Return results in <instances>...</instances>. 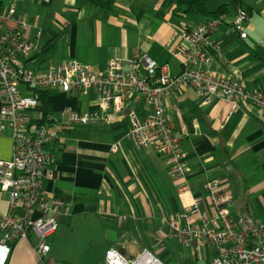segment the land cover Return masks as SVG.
Returning <instances> with one entry per match:
<instances>
[{"label": "crops", "instance_id": "0c3cea01", "mask_svg": "<svg viewBox=\"0 0 264 264\" xmlns=\"http://www.w3.org/2000/svg\"><path fill=\"white\" fill-rule=\"evenodd\" d=\"M11 1L2 0L0 9ZM100 1L109 4L100 7L93 0L22 2L20 13L31 22L38 19L37 28L31 26L27 38L37 41L41 50L27 66L42 74L75 61L103 73L111 59L140 53L159 65H168L178 75L185 64L183 34L208 20L184 14L169 5V0ZM231 1L214 0L206 8L212 13ZM241 9L249 14L247 38L231 31L237 12L223 16L225 23L213 36L220 49L214 53L210 70L250 92L264 94V0H242ZM46 45L49 54L36 57ZM46 92L59 138L44 147L57 160L54 176L45 180L44 190L64 201L54 213L58 230L49 239L54 260L106 264L108 252L116 251L129 264H145L149 256L154 264L153 259L167 264V242L176 243L169 239V219L181 214L194 197L204 196L206 182L214 177L228 180L239 214L264 221V119L251 104L234 108L229 101L214 98L204 105L192 89L168 98L166 114L182 137L186 181L192 190L179 195L181 182L169 176L166 159L152 150L135 151L127 138L131 113L145 118L150 112L144 102L136 101L135 94L128 96L121 113L110 110L111 123L103 118L88 126L63 129L67 108L101 113V105L90 90ZM12 154L11 133L0 134V161L10 160ZM9 200V193L0 191V215L9 214ZM36 244L34 236L10 243L5 264H40ZM180 247L197 260L207 257L212 264L214 250Z\"/></svg>", "mask_w": 264, "mask_h": 264}, {"label": "built area", "instance_id": "2783aa9c", "mask_svg": "<svg viewBox=\"0 0 264 264\" xmlns=\"http://www.w3.org/2000/svg\"><path fill=\"white\" fill-rule=\"evenodd\" d=\"M24 1L13 0L0 9V134L10 132L13 140L12 158L0 161V191L10 195V212L0 215V264L7 262L10 243L31 236L37 239L34 249L40 264H64L51 257L49 244L59 227L54 213L64 201L48 196L44 190L45 180L54 176L57 166L56 158L44 147L55 144L59 130L55 123H37L43 119L44 110L34 91L94 92L101 113L84 114L67 108L63 129L88 126L103 118L111 123L110 110L121 113L128 96L135 94L136 101L144 102L150 112L145 118L131 113L127 138L135 151L152 150L166 159L169 176L181 182L179 195H188L192 190L186 181L188 164L182 137L166 114L169 97L192 89L204 105L214 98L227 100L234 108L241 103L251 104L264 119L263 93L250 92L229 78L211 73L214 53L220 49L213 36L225 23L224 17L207 20L183 34L187 43L185 64L178 75H173L168 65H159L140 53L111 59L103 73L68 61L40 74L27 66L41 50L37 41L27 38L30 27L37 28L38 19L31 22L20 13L18 7ZM248 21L247 11L239 10L230 23L233 34L246 39ZM40 36L38 31L35 37L38 40ZM204 189V196L194 197L181 214L169 219V239L195 251L214 250L212 264H264V221L238 213L228 180L211 178ZM18 210L21 215L16 214ZM106 264L129 262L110 251Z\"/></svg>", "mask_w": 264, "mask_h": 264}, {"label": "trees", "instance_id": "16d2710c", "mask_svg": "<svg viewBox=\"0 0 264 264\" xmlns=\"http://www.w3.org/2000/svg\"><path fill=\"white\" fill-rule=\"evenodd\" d=\"M214 1V0H169V5H175L178 9L182 10L186 15H201L206 17L208 20L218 19L223 16L233 15L234 13L239 11V8L242 5V0H232L228 4H225L219 7L215 12H208L206 5L207 3ZM2 2V0H0ZM93 2L100 6L105 7L108 6L109 2L104 3L100 0H93ZM46 45L42 51V53L36 57L45 58L46 55L49 54L51 49ZM33 96L38 98L43 107H44V117L40 122V124H53L55 123L54 120H50L52 116L51 113V105L48 101V94L46 91H34Z\"/></svg>", "mask_w": 264, "mask_h": 264}, {"label": "rangeland", "instance_id": "374dc122", "mask_svg": "<svg viewBox=\"0 0 264 264\" xmlns=\"http://www.w3.org/2000/svg\"><path fill=\"white\" fill-rule=\"evenodd\" d=\"M171 241L167 242L166 252L168 253L167 264H210V259L205 257L202 260H197L190 252H184L180 246ZM213 254V253H212Z\"/></svg>", "mask_w": 264, "mask_h": 264}, {"label": "bare ground", "instance_id": "6f19581e", "mask_svg": "<svg viewBox=\"0 0 264 264\" xmlns=\"http://www.w3.org/2000/svg\"><path fill=\"white\" fill-rule=\"evenodd\" d=\"M145 264H154V262L151 260V257H147V260L145 261Z\"/></svg>", "mask_w": 264, "mask_h": 264}, {"label": "water", "instance_id": "95a60500", "mask_svg": "<svg viewBox=\"0 0 264 264\" xmlns=\"http://www.w3.org/2000/svg\"><path fill=\"white\" fill-rule=\"evenodd\" d=\"M157 264H161V263H159L157 260H155V259H153Z\"/></svg>", "mask_w": 264, "mask_h": 264}]
</instances>
